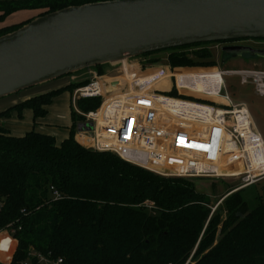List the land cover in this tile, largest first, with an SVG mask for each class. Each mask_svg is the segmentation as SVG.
Wrapping results in <instances>:
<instances>
[{
    "label": "trees",
    "instance_id": "trees-1",
    "mask_svg": "<svg viewBox=\"0 0 264 264\" xmlns=\"http://www.w3.org/2000/svg\"><path fill=\"white\" fill-rule=\"evenodd\" d=\"M103 1L110 0H0V22L20 11L38 12L1 27L0 36L39 16ZM199 45L208 44L192 46ZM192 46L170 49L171 65L216 66L209 50L182 52ZM87 83L72 82L0 112V228L13 222L18 229L12 264L27 259L31 247L63 264H264V185L254 208L242 195L245 188L230 189L220 203L225 213L220 204L212 212L190 179L163 177L78 144L73 110L70 135L60 143L35 130L14 135L1 122L24 109L43 118L56 96ZM99 101L79 99V105L95 108Z\"/></svg>",
    "mask_w": 264,
    "mask_h": 264
},
{
    "label": "built area",
    "instance_id": "built-area-1",
    "mask_svg": "<svg viewBox=\"0 0 264 264\" xmlns=\"http://www.w3.org/2000/svg\"><path fill=\"white\" fill-rule=\"evenodd\" d=\"M253 40L237 46H251ZM256 41L264 46V39ZM209 45L225 48L223 42ZM151 58L139 56L112 65L73 90L72 110L79 118L75 141L163 177L239 179L233 191L264 180V130L247 102L232 99L226 81L237 76L241 84H252L255 94L264 97V69L223 70L216 78L196 77L188 73L213 67H173L169 56L165 63H150ZM213 79L216 82L206 89L203 82ZM197 80L205 89L199 90ZM173 91L198 102L163 95ZM87 98L100 101L95 108H82L79 99ZM54 196L60 198L57 191ZM2 205L0 195V210ZM145 205L154 207L150 201ZM17 230L13 222L0 228V264H12L19 244ZM21 264H63V259H51L31 247Z\"/></svg>",
    "mask_w": 264,
    "mask_h": 264
},
{
    "label": "water",
    "instance_id": "water-1",
    "mask_svg": "<svg viewBox=\"0 0 264 264\" xmlns=\"http://www.w3.org/2000/svg\"><path fill=\"white\" fill-rule=\"evenodd\" d=\"M247 39H264V0H110L69 6L0 36V98L162 50ZM240 49L251 48L235 45L224 51Z\"/></svg>",
    "mask_w": 264,
    "mask_h": 264
},
{
    "label": "rangeland",
    "instance_id": "rangeland-1",
    "mask_svg": "<svg viewBox=\"0 0 264 264\" xmlns=\"http://www.w3.org/2000/svg\"><path fill=\"white\" fill-rule=\"evenodd\" d=\"M38 12L33 11H20L17 13H14L12 16L8 17L6 20L7 24L17 23L21 21H25L29 18H31L34 15H37ZM3 23V22H2ZM2 25V24H0ZM256 40L260 39H254L252 42H250L251 46H246L251 49H244V50H234V51H224L222 50V46L216 45L213 46H206V45H199V46H192L189 48H186L182 50V52H185L187 55H192V52H195L197 50H203L207 52L209 50L211 53H213V58L216 61V66H214L212 69H205L206 73H199V75H202V77L207 78H216L218 77V72L223 70H246V69H264V46H259ZM172 51L169 50H162L158 52H154L149 55L148 58H151L149 60L150 63L153 62H167V57L169 54H171ZM153 61V62H152ZM112 64L104 65V71H108ZM184 68L192 69L193 67L188 66H182ZM197 69H200L199 67H196ZM216 69V70H215ZM218 70V71H217ZM99 73L96 69H86L79 72H76L71 75H65L63 77H60L58 79L42 83L33 87H30L28 89H24L20 92H17L12 95H8L5 97L0 98V102L6 101V100H19L22 101L24 99H27L29 97L39 95L41 93H45L51 90H55L61 87H65L69 85L70 83H75L89 80L94 75V73ZM196 76V75H195ZM196 77H199L198 75ZM204 81V80H202ZM227 85H228V92L232 99L237 101H245L249 104L252 114L254 115L259 127L261 130H264V97H259L255 94V89L252 84H241L240 78L237 76L234 77H227L226 78ZM215 83V79L208 80L206 89H210V83ZM198 88L199 90L205 89L203 84L197 80ZM163 95L167 96H174L179 98L178 95H172L171 93H163ZM186 98L190 99L192 101L198 102L192 98L188 97H180L179 99ZM73 99L71 98V92L70 91H63L61 94L56 96L51 106L49 107L48 114L43 117V119L38 121L37 128L43 129L49 133H53L59 140H62L68 131V128L71 126L72 123V104ZM7 108V107H6ZM24 122L28 124H32V121L30 119V116H27L25 113L23 116ZM22 116H20L18 113H15V115L9 116V118L5 117L4 124L6 123H12L13 121L20 120ZM194 183L195 189L204 194L206 197V200L208 201L209 207L212 209L214 208L221 200L225 198V195L227 191L230 189H235L237 186L240 185L239 179H203V178H194L190 179ZM264 185V180L251 185L247 188H245L242 191V195L245 199V201L248 203L250 208H254L258 204V196L261 192V187ZM224 195V196H223ZM224 203L220 204L219 208L223 213H225V208L223 207Z\"/></svg>",
    "mask_w": 264,
    "mask_h": 264
},
{
    "label": "crops",
    "instance_id": "crops-1",
    "mask_svg": "<svg viewBox=\"0 0 264 264\" xmlns=\"http://www.w3.org/2000/svg\"><path fill=\"white\" fill-rule=\"evenodd\" d=\"M6 20L3 23L0 22V24H2V25H0V28L3 27V26H6V25H10V24L6 23ZM21 22H23V21H21ZM17 23H20V22H17ZM12 24H15V23H12ZM199 73H206V72H205V70H197V71L189 72L188 74H192V75H196L197 76V75H199ZM178 75H181V74H178ZM74 82H76V81H74ZM24 100H26V99H24ZM24 100H22V101H24ZM22 101H19V100H14V101L6 100V101H3V102L1 101L0 102V112L6 110L7 108H10V107L14 106L17 103H20ZM49 107H48V112H49ZM15 113H18V112L17 111H12V113L10 115V118H11V116L15 115ZM25 113L27 114V116H30L32 124H28V123L24 122L25 118L23 116H24ZM4 119H5V117L2 118V120H1L2 124L5 127H7L10 130V132L12 134H14V135L20 136V135L25 134L28 131L35 130V131H38V132H41V133H45V134H49V135L54 136L58 143L62 142L65 138L69 137L71 126H72V124H71V126L68 128L66 136L62 140H59L57 138V136H55L53 133H49V132H47V131H45L43 129L37 128L38 121L43 119V118L35 120L34 119V115H33V111L31 109H24L23 112H22V118L21 119L19 118L20 120L13 121L10 124L6 123V125H5L4 122H3ZM72 123H73V120H72Z\"/></svg>",
    "mask_w": 264,
    "mask_h": 264
},
{
    "label": "flooded vegetation",
    "instance_id": "flooded-vegetation-1",
    "mask_svg": "<svg viewBox=\"0 0 264 264\" xmlns=\"http://www.w3.org/2000/svg\"><path fill=\"white\" fill-rule=\"evenodd\" d=\"M241 41H243V40L223 42V43H224L225 47H228V46L238 45V43L241 42Z\"/></svg>",
    "mask_w": 264,
    "mask_h": 264
}]
</instances>
